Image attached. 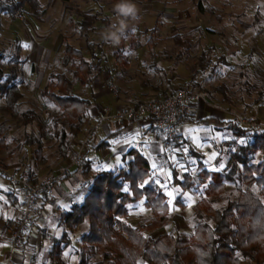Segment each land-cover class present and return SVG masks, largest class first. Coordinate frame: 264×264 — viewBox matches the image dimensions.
<instances>
[{"label":"rangeland","instance_id":"1","mask_svg":"<svg viewBox=\"0 0 264 264\" xmlns=\"http://www.w3.org/2000/svg\"><path fill=\"white\" fill-rule=\"evenodd\" d=\"M2 1V10L5 9L0 10V84L17 85L22 97L15 106L19 114L15 119L4 111V102L0 99L1 170L15 175L26 173L40 181L59 168L56 164L60 160L57 157L59 140L43 139L40 123H45L50 133L65 131L69 151H85L83 138L76 146H70L74 138L61 111L42 95L54 75L64 74L73 84L75 95L93 102L95 94L105 90L106 94H101L102 99L98 101L104 108L111 109L118 101L122 104L120 111L161 100L186 88L202 96L203 100L198 102L200 107L210 103L224 111L233 123L247 129L240 135L231 125L226 126L222 134L212 128L203 129L204 134L213 136L206 142L199 135L201 125L189 122L183 129L185 143L180 140V134L176 139L165 140L158 154L150 155L144 151V139L136 137L133 140L131 147L145 155L151 166L150 176L142 186L161 190L168 205L167 223L145 231V237L155 239L162 234L189 237L196 224L213 223L204 211L203 200L212 209H223L246 190L241 164L244 153L248 164H264V151H246L256 136L264 140V0H133L139 16L135 21H128L116 45L105 43L102 33L118 23L113 11L117 0H38L44 13L41 21L27 6L15 10L11 1ZM90 14L96 17V23L88 32H82L80 24L84 15ZM88 43L94 50L102 52V71L93 84L81 85L75 76L77 70L82 71L78 69L79 60L69 58L64 46L81 50L93 70L100 54L92 59L88 54ZM117 57L125 64L118 62ZM92 70L89 77L94 75ZM222 88L224 96L220 91ZM128 99L132 101L128 102ZM23 115H28L27 122L23 121ZM231 115L248 126L239 124ZM217 147L223 151L221 155ZM103 151L93 153L96 156L94 177L102 172H112L120 162L119 157L109 164L112 156L105 159ZM47 162L54 168L42 172ZM202 169L225 177V189L221 194L205 196L208 181L201 184L197 177ZM184 175L190 176L191 188L181 187ZM0 186L1 189L11 187L1 171ZM248 189L259 196L256 185ZM0 197L1 221L13 216L17 209L11 208L3 194ZM143 203L142 199L128 206L125 221L133 227L147 225L153 219ZM47 214L45 211L43 216ZM49 222L48 232L55 237L54 221ZM62 226L64 233L66 229ZM87 227L84 222L76 232L69 234L71 242L64 248L63 262L79 264L82 259L79 252L83 248L80 238ZM63 233L58 234L57 239ZM236 255L241 264H256L251 253L238 252ZM85 257H88L86 264H104L98 253ZM42 261L56 264L47 257Z\"/></svg>","mask_w":264,"mask_h":264},{"label":"trees","instance_id":"2","mask_svg":"<svg viewBox=\"0 0 264 264\" xmlns=\"http://www.w3.org/2000/svg\"><path fill=\"white\" fill-rule=\"evenodd\" d=\"M11 1L15 10L27 6L35 14L38 21L42 20L43 10L38 0H4ZM3 1L0 0V10ZM96 23L94 15H84L79 29L88 32ZM178 41V40H177ZM89 56L94 59L97 53L100 60L95 67H90L84 53L69 45L64 46V52L69 58L79 60V70L75 76L81 85L93 84L95 78L101 73V51H96L88 43ZM118 62L125 61L117 57ZM91 70L94 75L89 77ZM43 90V97L52 102L60 111L65 124L68 125L70 135L75 138L83 125L86 116L88 101L73 93V84L64 74H57ZM225 94L224 89L220 90ZM22 97L20 88L15 84L4 82L0 84V99L3 100L4 111L12 118H18L15 109ZM167 97V96H166ZM227 101V98H224ZM23 121H28V115H23ZM185 119V118H183ZM179 121V124L183 120ZM233 129L240 135L247 129L231 123ZM40 133L47 141L59 140V159H66L69 153L68 140L65 131H48L45 123H40ZM256 136L246 151L254 152L258 149L264 151L263 137ZM3 141L0 139V147ZM106 148V143L98 146V150ZM37 154L41 151L38 149ZM131 156L126 166L117 173L102 172L97 174L87 192L82 204L73 205L69 212L62 216V224L66 231L54 241L50 257L57 264L63 262L62 255L65 246L70 244L69 234L76 232L84 222L88 227L81 236L83 245L79 252L82 259L79 264H86L88 257L98 253L104 264H241L237 253H251L256 264L264 263V164H248L244 153L242 164V178L247 185L246 190L235 201H229L223 209H212L203 200L204 211L211 216L212 225L196 224L193 234L189 237H173L162 234L155 239L144 236V232L164 226L168 221V205L166 196L161 190L142 183L150 176L151 166L146 157L136 150L127 153ZM239 159V157H238ZM44 160V159H42ZM199 182L206 183L205 196H217L225 189V177L216 172L202 169L197 173ZM183 188H191V178L184 175L180 183ZM252 185L259 187V196L253 194L248 188ZM144 200V206L153 215L149 224L133 227L125 219L128 216V206L135 205ZM46 204L45 201L42 205ZM41 207H37L38 214ZM8 222L0 231V243L3 234L13 226Z\"/></svg>","mask_w":264,"mask_h":264},{"label":"crops","instance_id":"3","mask_svg":"<svg viewBox=\"0 0 264 264\" xmlns=\"http://www.w3.org/2000/svg\"><path fill=\"white\" fill-rule=\"evenodd\" d=\"M102 92L98 91V93L95 94V101H88L86 116L83 120L80 133L71 141L70 146H76L79 143V140L83 138L82 141L84 142L85 151H81L80 161L77 164H72L73 155H76L78 151H69L66 159H60L59 162H56L59 168L50 176L40 181L35 177H31L35 183L46 181L50 177L58 175L61 170L68 167V173L54 184L53 196L50 198H42L38 202V207H41V209L37 214L34 225L27 233L25 249L13 256L11 264H44L45 262L42 260L46 257L49 261L55 262L51 260L50 252L54 241L58 238L57 235L63 233L62 216L69 212L73 205L82 204L84 202L95 175L93 168L96 156H93V153L98 150L99 145L106 143V148L103 149L104 151L102 153L105 159L112 156L108 161L109 164L112 162L114 163V161L116 162L120 157V162L116 163V166L112 171L115 172V170L118 171L125 167H122L120 164L124 163L126 165V163L132 159L131 156L127 155L128 151H138L131 147V145L134 144L133 140L136 137L145 140L146 144L144 145V151H147L148 155L158 154L159 151L162 150L161 147L166 143L165 140L162 139L161 134L154 127L153 123L149 120L122 119L116 121L102 119L103 111L106 108H104V105L98 100L102 99L100 96L101 94H106V91L103 90ZM108 92H110V90ZM127 101L131 102L132 100L128 99ZM117 102L114 103V109L109 108L112 112L121 109L122 104ZM193 114L194 117H187L180 123V140L184 143L186 142V139L183 137V129L185 124L189 122H193L192 124L199 123L201 125L199 135L200 138L206 142L210 141L213 136L210 133L204 134L203 129L212 128L213 131L222 134L223 130L226 129L225 127L231 125L233 122L232 118L224 114V111L213 107L210 103L203 107H200L198 103H194ZM84 132L85 135L83 136ZM224 142L226 143V141ZM115 145H117V147H115ZM112 149H114V151ZM217 150L219 151L218 154L221 155L223 151H221L219 147H217ZM195 152L200 154L203 158L201 153H198L197 151ZM143 156L145 157V155ZM44 165L46 167L42 172L47 171L48 169L53 170L54 168L53 165H49L48 162ZM10 166L14 167L13 165ZM1 194H3L9 201L11 208L16 207L17 211L13 216L4 218V220L2 219L0 221V231L4 229L8 222L14 223L16 221L20 214L23 199L22 192L14 189L12 185L10 188H0V195ZM44 201L46 204L42 205ZM45 211H48L46 217L43 216ZM50 215L53 216L52 219ZM51 220L52 223L54 221V226L56 228L55 237L48 232V225ZM46 245H48V247ZM8 251L9 230L3 234L0 243V264L5 261ZM43 253H45V256L42 255Z\"/></svg>","mask_w":264,"mask_h":264},{"label":"built area","instance_id":"4","mask_svg":"<svg viewBox=\"0 0 264 264\" xmlns=\"http://www.w3.org/2000/svg\"><path fill=\"white\" fill-rule=\"evenodd\" d=\"M203 100L198 93H193L184 88L179 89L171 95L158 100L144 102L136 107L127 110L113 111L109 108L104 109V120H149L161 134L164 140L176 139L181 133L179 121L193 114V104ZM236 121L248 126L240 118L235 115ZM81 158V151H78L72 159V164H77ZM9 183L14 189L22 192V204L20 214L13 226L9 230V251L6 259L1 264H11L13 256L24 251L26 246V237L29 229L34 225L37 217L36 209L38 202L42 198H50L53 196L54 184L68 173V167L64 168L58 175L50 177L46 181L33 182L26 173L15 175L7 171H3Z\"/></svg>","mask_w":264,"mask_h":264},{"label":"clouds","instance_id":"5","mask_svg":"<svg viewBox=\"0 0 264 264\" xmlns=\"http://www.w3.org/2000/svg\"><path fill=\"white\" fill-rule=\"evenodd\" d=\"M114 14L118 23L112 24L109 29L102 33L105 43L119 44L121 36L124 34L128 21H135L139 16V9L133 0H117L113 5Z\"/></svg>","mask_w":264,"mask_h":264},{"label":"snow or ice","instance_id":"6","mask_svg":"<svg viewBox=\"0 0 264 264\" xmlns=\"http://www.w3.org/2000/svg\"><path fill=\"white\" fill-rule=\"evenodd\" d=\"M25 47H28V45H24ZM0 187H2V186H0ZM171 195V194H170ZM0 198H2V197H0Z\"/></svg>","mask_w":264,"mask_h":264}]
</instances>
